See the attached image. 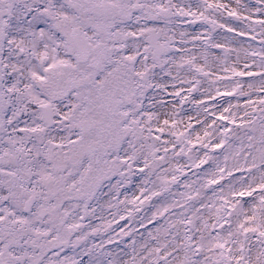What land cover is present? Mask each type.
<instances>
[{"label": "snow or ice", "instance_id": "snow-or-ice-1", "mask_svg": "<svg viewBox=\"0 0 264 264\" xmlns=\"http://www.w3.org/2000/svg\"><path fill=\"white\" fill-rule=\"evenodd\" d=\"M0 264H264V0H0Z\"/></svg>", "mask_w": 264, "mask_h": 264}]
</instances>
